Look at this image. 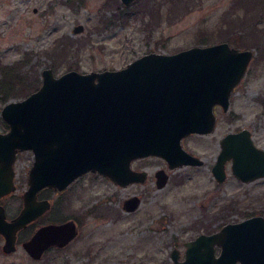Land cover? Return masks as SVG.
Returning <instances> with one entry per match:
<instances>
[{
	"label": "rangeland",
	"instance_id": "1",
	"mask_svg": "<svg viewBox=\"0 0 264 264\" xmlns=\"http://www.w3.org/2000/svg\"><path fill=\"white\" fill-rule=\"evenodd\" d=\"M118 4L123 11L118 9ZM252 0H0V130L8 125L3 105L23 98L42 82V69L56 74L119 68L148 51L174 52L194 44L226 39L220 33L224 14L244 15ZM83 23L82 31L73 27ZM261 38L246 37L232 45L250 48L253 56L234 88L230 106L217 113L216 128L208 134L191 133L182 143L204 162L170 169L166 160L150 155L132 161L146 169L144 182L120 185L97 171L78 176L64 190H40L51 207L18 231L17 247L3 250L0 264H173L172 248L183 256L184 242L200 232H212L224 223L264 215V176L251 181L237 178L227 163V177L212 172L220 139L227 131L248 127L264 147V14ZM203 41H206L203 43ZM34 155L19 150L14 164L16 189L0 197L8 218L22 207L28 171ZM164 168L169 177L158 186L155 173ZM141 198L134 210L124 200ZM72 218L79 233L66 246L50 248L33 258L22 241L48 221Z\"/></svg>",
	"mask_w": 264,
	"mask_h": 264
},
{
	"label": "water",
	"instance_id": "2",
	"mask_svg": "<svg viewBox=\"0 0 264 264\" xmlns=\"http://www.w3.org/2000/svg\"><path fill=\"white\" fill-rule=\"evenodd\" d=\"M130 5L134 0H121ZM84 29L83 23L73 32ZM253 56L228 40L194 44L174 52L148 51L119 68L56 74L42 69L41 85L28 95L7 101L1 116L8 128L0 130V197L16 189L14 163L19 150L31 149L34 159L22 207L8 218L0 203L2 248L17 247L18 231L51 206L39 198L45 187L63 190L78 176L97 171L124 186L144 182L146 169L132 161L155 155L170 169L202 164L204 159L187 150L182 138L190 133H211L216 128L215 105L224 111ZM243 181L264 176V147L244 127L226 133L212 166L214 177H227L226 163ZM163 186L169 173L156 171ZM141 198L124 200L134 210ZM79 233L72 218L43 223L22 242L40 258L52 247L67 245ZM170 252L173 264H264V215L255 214L224 223L212 232H200Z\"/></svg>",
	"mask_w": 264,
	"mask_h": 264
},
{
	"label": "trees",
	"instance_id": "3",
	"mask_svg": "<svg viewBox=\"0 0 264 264\" xmlns=\"http://www.w3.org/2000/svg\"><path fill=\"white\" fill-rule=\"evenodd\" d=\"M241 1L243 3V0ZM246 1L244 0V3ZM252 2L253 4L247 8L244 15H240V13L223 15L224 20L221 21L220 33L235 44L243 42L246 37L256 38L257 40L261 38L262 30L258 24L264 14V0H252ZM118 9L123 11L119 4Z\"/></svg>",
	"mask_w": 264,
	"mask_h": 264
},
{
	"label": "flooded vegetation",
	"instance_id": "4",
	"mask_svg": "<svg viewBox=\"0 0 264 264\" xmlns=\"http://www.w3.org/2000/svg\"><path fill=\"white\" fill-rule=\"evenodd\" d=\"M218 106H220V105H219V104H216V105H215V109H216ZM215 111H216V110H215ZM245 127H246V126H245ZM242 128H244V127H242ZM242 128H240V129H242ZM240 129L230 130V131H238V130H240ZM250 130H251V129H250ZM230 131H227L226 133H228V132H230ZM193 133H196V132H193ZM226 133H225V134H226ZM190 134H191V133H190ZM199 134H205V133H199ZM225 134H223V136H224ZM251 134H252V131H251ZM188 135H189V134H188ZM186 136H187V135H186ZM223 136H222V137H223ZM184 137H185V136H184ZM184 137H183V138H184ZM222 137H221V138H222ZM252 137H253V135H252ZM183 138H182V139H183ZM220 140H221V139H220ZM254 141H255V140H254ZM255 143H256V142H255ZM182 144H183V143H182ZM256 144H257V143H256ZM257 145H258V144H257ZM183 146H184V145H183ZM186 149H187V148H186ZM187 150H188V149H187ZM18 152H19V151H18ZM18 152H17V154H18ZM190 152H191V151H190ZM16 159H17V158H16ZM15 161H16V160H15ZM227 163H231V161H228ZM227 163H226V165H227ZM14 164H15V163H14ZM190 165H193V164H190ZM194 165H200V164H194ZM212 166H213V165H212ZM227 174H228V173H227ZM15 175H16V172H15ZM155 176H156V173H155ZM225 179H226V178H225ZM137 182H139V181H137ZM156 182H157V176H156ZM133 183H136V182H133ZM139 183H141V182H139ZM130 184H131V183H130ZM66 188H67V187H66ZM54 189H55V188H54ZM56 190H57V189H56ZM63 190H64V189H63ZM58 191H61V190H58ZM10 193H11V192H10ZM8 194H9V193H8ZM38 196H39V195H38ZM39 198H45V197H39ZM50 202H51V201H50ZM51 204H52V203H51ZM50 207H51V206H50ZM50 207H49V208H50ZM47 210H48V209H47ZM47 210H46V211H47ZM44 213H45V212H44ZM41 215H42V214H41ZM41 215H40V216H41ZM12 217H13V216H12ZM36 219H37V218H36ZM34 220H35V219H34ZM34 220H32V221H34ZM32 221H31V222H32ZM31 222H29L27 225H29ZM48 222H51V221H48ZM55 222H57V221H55ZM46 223H47V222H46ZM42 224H43V223H42ZM40 225H41V224H39L38 226H40ZM38 226H37L36 228H38ZM36 228L34 229V231L36 230ZM34 231H33V232H34ZM33 232H32V233H33ZM32 233H31V234H32ZM31 234H30V235H31ZM30 235H29V236H30ZM29 236H28V237H29ZM28 237H26L25 239H27ZM74 238H75V237H74ZM25 239H24V240H25ZM24 240H23V241H24ZM23 241H22V242H23ZM65 246H66V245H65ZM63 247H64V246H63ZM50 248H62V247L52 246V247H50ZM50 248H48L47 250H49ZM47 250H46V251H47ZM46 251H45V252H46ZM33 258H34V257H33ZM35 259H39V258H35Z\"/></svg>",
	"mask_w": 264,
	"mask_h": 264
}]
</instances>
